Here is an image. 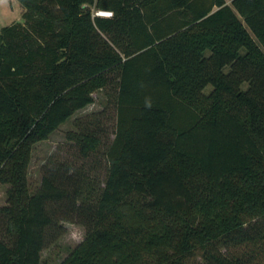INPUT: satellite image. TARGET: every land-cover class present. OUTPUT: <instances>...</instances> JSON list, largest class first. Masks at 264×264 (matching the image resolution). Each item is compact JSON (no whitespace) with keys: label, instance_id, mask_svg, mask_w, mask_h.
I'll list each match as a JSON object with an SVG mask.
<instances>
[{"label":"trees","instance_id":"16d2710c","mask_svg":"<svg viewBox=\"0 0 264 264\" xmlns=\"http://www.w3.org/2000/svg\"><path fill=\"white\" fill-rule=\"evenodd\" d=\"M16 1L22 21L0 30V264H41L59 215L86 231L60 264H253L264 246V0ZM112 82L102 186L53 163L31 193L34 146ZM68 138L83 157L101 143L90 131Z\"/></svg>","mask_w":264,"mask_h":264},{"label":"rangeland","instance_id":"374dc122","mask_svg":"<svg viewBox=\"0 0 264 264\" xmlns=\"http://www.w3.org/2000/svg\"><path fill=\"white\" fill-rule=\"evenodd\" d=\"M17 5L18 10H23L18 2ZM18 10L14 9L9 19L0 16V30L10 22L22 21L23 13L20 15ZM93 98V104L76 112L48 140L34 146L28 171L31 193H34L41 184L43 167L53 163L70 165L73 171L81 175L92 188L102 186L108 167L106 151L115 137L117 124L116 82L94 93ZM88 131L95 133L101 143L96 152L83 157L79 148L69 140L68 135L73 132ZM6 190L7 185L0 184V207L7 204ZM60 218L59 215V225L53 229L55 230L54 237L48 241L41 252V264H60L85 237L86 231L83 226L78 223L61 221ZM234 252L248 254L249 249H234ZM256 254H253L256 256L253 264H264V246L256 250Z\"/></svg>","mask_w":264,"mask_h":264},{"label":"crops","instance_id":"0c3cea01","mask_svg":"<svg viewBox=\"0 0 264 264\" xmlns=\"http://www.w3.org/2000/svg\"><path fill=\"white\" fill-rule=\"evenodd\" d=\"M228 4H230V1H228ZM14 9H16V11L18 10V5L16 0H0V16H2V18L6 17L7 19H9L11 14L14 12ZM18 12L21 15L23 13V10L22 9L18 10ZM11 23L12 22H10V24Z\"/></svg>","mask_w":264,"mask_h":264},{"label":"built area","instance_id":"2783aa9c","mask_svg":"<svg viewBox=\"0 0 264 264\" xmlns=\"http://www.w3.org/2000/svg\"><path fill=\"white\" fill-rule=\"evenodd\" d=\"M92 15L93 17L111 18L113 16V13L111 11L93 10Z\"/></svg>","mask_w":264,"mask_h":264}]
</instances>
